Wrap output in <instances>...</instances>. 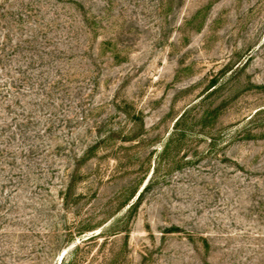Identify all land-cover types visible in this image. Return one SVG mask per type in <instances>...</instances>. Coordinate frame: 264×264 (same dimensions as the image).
Masks as SVG:
<instances>
[{
	"label": "rangeland",
	"instance_id": "rangeland-1",
	"mask_svg": "<svg viewBox=\"0 0 264 264\" xmlns=\"http://www.w3.org/2000/svg\"><path fill=\"white\" fill-rule=\"evenodd\" d=\"M32 37L56 88L0 90V264H264V0H0Z\"/></svg>",
	"mask_w": 264,
	"mask_h": 264
},
{
	"label": "trees",
	"instance_id": "trees-1",
	"mask_svg": "<svg viewBox=\"0 0 264 264\" xmlns=\"http://www.w3.org/2000/svg\"><path fill=\"white\" fill-rule=\"evenodd\" d=\"M84 17H87V15L84 14ZM84 22L87 24V22H88L87 18L84 19ZM36 40L37 39L35 37H32L31 39H26V40L22 39V40L18 41L16 43L17 45L15 44L14 47L12 46V42H13L12 40H10L11 44H9L8 41L6 43L1 44V46H0V48H1L0 49V68L2 70L5 69L7 71V77L11 80V82H6L3 88L0 86V90L3 89V90H6V92H7L6 93L7 95L5 96V98L10 97V91H8V90H10V89L24 90L25 86L29 87L28 90H31L32 88H34V86H38V88H40L42 90L45 89L43 91L44 92L43 96H47V94H48V92L46 91L47 89L50 91L53 88H56V87H54V85L51 84L52 82H49V84H48L49 78H47L45 80H43V78H42L43 74H44V72H42V70L45 69L46 63L48 65V62H50V61L46 59L44 54L40 55L37 53V49H36L37 41ZM8 48L11 49V52L8 53V56L2 55V52H5V50H9ZM20 49L22 51H24V53L20 54V56H19L21 60L18 58V53H19ZM8 62H11V64L8 65L7 64ZM14 63L16 65L15 68H17V67L18 68L22 67V68L20 70L16 69V71H15V69L13 70V64ZM240 65H242V64H240ZM14 72L17 73V75H18L17 78L14 77ZM37 72H40V73L37 74ZM8 86L10 87V89L8 88ZM213 86H215V85H213ZM2 93H4V92H2ZM19 94L20 93L17 92L13 98H15ZM20 103H21V98L20 99L18 98L16 101L13 100L11 102V105H12V107H17V108L21 107L22 108V106H20L21 105ZM37 109H39V107L36 108V110H32V112L34 113L33 114L34 116H31V115L23 116V115H21V117L13 118V123L15 124L13 127L18 128L20 133H22V131L24 129H26V130L29 129L28 128L29 126H33V125L35 126L34 121L36 120L37 117H39L37 115ZM23 110L28 111L25 108ZM39 111H43V110H39ZM183 117L184 116H181L177 120L176 125L179 126L181 120H183L182 119ZM19 118H21V120ZM39 118H41V116ZM10 124H12V122ZM10 124L9 123L8 124H6V123L0 124V129L2 128L0 130L1 136L3 134L5 135V133L8 131V129L10 127ZM14 134L16 135V133H14ZM31 147H32V150L31 149L30 150L32 152V154H31V158H32V156L35 157L36 155H38L36 150H39L38 149L39 147L35 143H34V145H31ZM33 148H34V150H33ZM35 148H37V149H35ZM90 151L91 150H88V152L85 153V155H84L85 158H87L89 156ZM0 153L3 154L4 151H0ZM75 158H76L75 160L77 162L78 158L77 157H75ZM77 168H79V167H77ZM76 172L78 173V170H76ZM138 204H140V203H138Z\"/></svg>",
	"mask_w": 264,
	"mask_h": 264
}]
</instances>
